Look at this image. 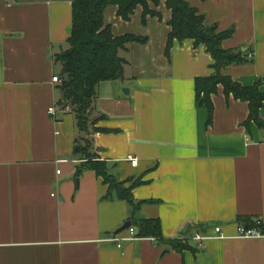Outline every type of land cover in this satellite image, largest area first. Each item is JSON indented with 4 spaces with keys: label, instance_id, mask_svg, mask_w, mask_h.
Here are the masks:
<instances>
[{
    "label": "crops",
    "instance_id": "0c3cea01",
    "mask_svg": "<svg viewBox=\"0 0 264 264\" xmlns=\"http://www.w3.org/2000/svg\"><path fill=\"white\" fill-rule=\"evenodd\" d=\"M158 1L149 9L160 17L145 22L141 6L128 21L115 6L103 12L115 37L146 38L119 52L124 79L98 85L91 115L99 158L124 189L139 183L131 194L142 205L133 213L115 194L106 197L94 172L75 177L76 123L56 106L62 95L52 82L61 73L55 57L68 47L73 0H0V264H264V128L247 122L248 103L221 86L207 123L194 81L215 74L213 59L189 39L165 55L172 14ZM186 1L206 24L230 32L224 50L253 53L222 73L264 93V0ZM258 117L264 122V103ZM132 217L158 221L167 242L216 226L226 239L201 248L191 240L179 253L137 238L134 227L136 239L110 242L128 236L115 231ZM247 222L260 237H235Z\"/></svg>",
    "mask_w": 264,
    "mask_h": 264
},
{
    "label": "trees",
    "instance_id": "16d2710c",
    "mask_svg": "<svg viewBox=\"0 0 264 264\" xmlns=\"http://www.w3.org/2000/svg\"><path fill=\"white\" fill-rule=\"evenodd\" d=\"M158 3V0H73L68 47L55 57V62L61 66L59 78L62 81L57 85L62 98L56 106L61 111L68 109L74 117L78 132L73 147V156L78 161L75 177L78 178L87 170L94 172L107 186L106 197L115 194L119 200L130 206L133 213L142 205L136 202L131 194L132 189L139 183L124 189L106 162L99 158L92 140L98 129L94 128L96 121H91L90 118L95 108L98 85L101 82L124 79L123 69L126 61L119 56V52L124 51L127 45L146 42V38L130 34L115 37L110 27L104 24V10L108 6H115L117 16L128 21L138 6H141L142 21L145 22L148 16L160 17L157 12L149 9V4L157 6ZM166 6L172 16L169 21L171 30L166 40L165 55L169 56L174 41L181 43L189 39L195 47L204 45L206 52L213 59L211 68L215 74L194 81L195 102L199 107L205 108L207 123L211 124L214 111L211 97L216 94L217 87L221 86L227 97L232 95L234 99L248 103L247 122L253 121L259 128H264V122L258 117L264 103V93L260 92L259 84L242 87L222 73L230 65L253 59L246 57L247 53L243 50H224L222 41L229 37L230 32H219L215 26L206 24L205 17L197 14L186 0H166ZM129 222L131 227L137 229V238L146 237L163 241L179 253L190 248L188 240L176 239L168 242L162 240L161 225L156 220H135L132 217ZM244 225L245 228H250L254 223L247 222Z\"/></svg>",
    "mask_w": 264,
    "mask_h": 264
},
{
    "label": "built area",
    "instance_id": "2783aa9c",
    "mask_svg": "<svg viewBox=\"0 0 264 264\" xmlns=\"http://www.w3.org/2000/svg\"><path fill=\"white\" fill-rule=\"evenodd\" d=\"M246 57H248L249 59H253V53L247 52ZM52 82L57 83L59 85L62 81L60 78L53 77ZM48 113H49V116H55L56 115L55 108L51 107ZM130 163L132 166H134L136 163V160L135 159L130 160ZM57 174H60V171H57ZM126 233L128 235L127 237L116 235L115 237L110 239V242H113L115 244L117 243V245L120 246L122 242L131 241L132 239H136V237L134 236L136 233V229L134 227H130L128 230H126ZM260 236H261V233L257 230V228L255 227L245 228L243 226H239L237 228L236 235H235V237L243 238V239H251L253 237H260ZM211 238H216V239L221 240V239H226V236L223 233L221 227L216 226L213 228V231L210 234L209 233H205V234L195 233L189 238H185V240H188V241L193 240L197 242L198 248H201L204 242H206V240L211 239Z\"/></svg>",
    "mask_w": 264,
    "mask_h": 264
},
{
    "label": "water",
    "instance_id": "95a60500",
    "mask_svg": "<svg viewBox=\"0 0 264 264\" xmlns=\"http://www.w3.org/2000/svg\"><path fill=\"white\" fill-rule=\"evenodd\" d=\"M130 225H131L130 222H126V223H124V224L122 225V227H120L119 229H117V230L115 231V235H116V234H120V233H122V232L128 230V229L131 227ZM167 252H168V249H165V250L163 251V254H164V253H167Z\"/></svg>",
    "mask_w": 264,
    "mask_h": 264
},
{
    "label": "rangeland",
    "instance_id": "374dc122",
    "mask_svg": "<svg viewBox=\"0 0 264 264\" xmlns=\"http://www.w3.org/2000/svg\"><path fill=\"white\" fill-rule=\"evenodd\" d=\"M91 121H93L91 118H90Z\"/></svg>",
    "mask_w": 264,
    "mask_h": 264
}]
</instances>
